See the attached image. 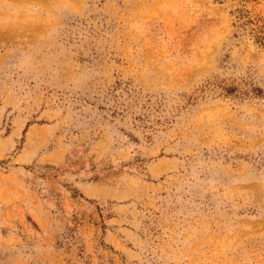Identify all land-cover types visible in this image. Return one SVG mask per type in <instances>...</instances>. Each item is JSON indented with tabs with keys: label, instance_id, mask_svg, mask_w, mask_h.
Wrapping results in <instances>:
<instances>
[{
	"label": "rangeland",
	"instance_id": "obj_1",
	"mask_svg": "<svg viewBox=\"0 0 264 264\" xmlns=\"http://www.w3.org/2000/svg\"><path fill=\"white\" fill-rule=\"evenodd\" d=\"M0 264H264V0H0Z\"/></svg>",
	"mask_w": 264,
	"mask_h": 264
},
{
	"label": "trees",
	"instance_id": "obj_2",
	"mask_svg": "<svg viewBox=\"0 0 264 264\" xmlns=\"http://www.w3.org/2000/svg\"><path fill=\"white\" fill-rule=\"evenodd\" d=\"M252 93L256 94V95H261L262 94V90L259 89H253Z\"/></svg>",
	"mask_w": 264,
	"mask_h": 264
}]
</instances>
